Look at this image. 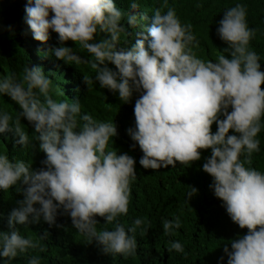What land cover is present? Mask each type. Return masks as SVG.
<instances>
[{
  "label": "clouds",
  "instance_id": "clouds-1",
  "mask_svg": "<svg viewBox=\"0 0 264 264\" xmlns=\"http://www.w3.org/2000/svg\"><path fill=\"white\" fill-rule=\"evenodd\" d=\"M115 1L26 0L21 10L18 24L35 59L23 69L0 60V144L27 148L34 140L45 167L0 154V190L15 188L23 197L8 214V231H0V261L39 247L18 225L42 219L63 227L58 212L104 255L136 253L135 233L146 232L145 221L136 218L127 229L117 222L128 213L137 177L134 158L113 147L124 128L144 169L189 166L210 150L202 165L209 187L247 230L230 249L224 245L227 264H264V172L250 167L264 129V71L250 47L256 29L246 6L223 13L212 7L198 21L193 12L176 14L166 0V12L154 8L164 0H130L126 15ZM205 35L210 42L203 43ZM215 39L221 51L210 49ZM188 187L187 202L198 191ZM96 217L114 228L98 230ZM179 227L178 217L163 221L165 235ZM167 250L184 247L173 241ZM28 264L40 262L32 257Z\"/></svg>",
  "mask_w": 264,
  "mask_h": 264
},
{
  "label": "trees",
  "instance_id": "trees-1",
  "mask_svg": "<svg viewBox=\"0 0 264 264\" xmlns=\"http://www.w3.org/2000/svg\"><path fill=\"white\" fill-rule=\"evenodd\" d=\"M115 1V0H114ZM120 10L127 14L126 8L130 0H116ZM115 1V2H116ZM181 2L179 4H176ZM243 4L247 8V23L250 28L256 29L255 37L250 41V47L260 55L261 71H264V0H166L167 6L174 8L177 13H194L195 19L203 21L208 19L209 12L215 7L216 12L222 13L236 4ZM154 5V8L161 7ZM176 4V5H175ZM200 7H197V5ZM26 6V0H0V60L10 69L25 67L34 58L33 52L26 48L28 42L24 37L26 27L18 24L22 17V9ZM153 8V9H154ZM21 11V12H20ZM24 11V10H23ZM163 12L167 11L162 8ZM25 12V11H24ZM121 23L126 24V20ZM11 26V31L8 30ZM102 35H98V40ZM128 43L129 36H125ZM203 43L210 42L207 35L203 37ZM200 47H202V44ZM220 42L215 39L210 49L218 47L221 51ZM9 55V57H8ZM91 57H88V60ZM264 90V85L261 86ZM97 107H95L96 116ZM7 112L13 115L10 108ZM14 116V115H13ZM110 121L109 119H103ZM264 123V118H262ZM124 125H127L124 124ZM216 131V125H212V132ZM118 135L113 137V147L118 154L127 153L136 161V179L131 184V196L127 215L118 218L127 229L132 226L136 218L145 221L142 225L146 232L138 228L135 238L138 243L137 251L132 256L104 255L95 241L88 244V240L72 227L71 219L67 215L56 217L57 227L49 226L42 219L39 223L18 225L20 234L31 237L37 241L39 247L29 249L25 254L18 255L9 264H28V260L37 257L40 264H227V255L223 252L225 244L246 233V229H240L227 215L222 201L214 196L209 187L211 177L202 171L204 158L210 155V150L201 153V160L189 166H181L177 163L176 168L168 166L159 170L144 169L139 164L143 155L138 144L132 148L134 142H129L127 130L119 128ZM229 134H232L231 132ZM260 139V151L252 156L250 167L264 172V129L258 134ZM29 146L18 148L15 146L4 147L0 144V154H7L11 160H23L34 170L45 167L44 159L40 155L36 143L32 140ZM111 146V145H110ZM44 153L42 152V155ZM45 155V154H44ZM46 159V156H45ZM188 186L195 187L197 193L187 202ZM23 197L15 188L7 192L0 190V231H8L7 217L10 211L17 207L16 201ZM179 218L180 227L173 229V234L165 235L163 221H175ZM99 224L98 230L114 228V224H105L103 218L96 217ZM40 239V236H45ZM131 235V234H130ZM179 242L184 247L183 253L175 250L168 251L171 242ZM230 249V244H228ZM223 257V260L220 258ZM0 264H3L0 261Z\"/></svg>",
  "mask_w": 264,
  "mask_h": 264
}]
</instances>
